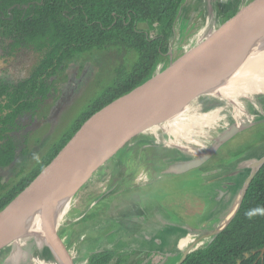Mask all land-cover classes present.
<instances>
[{
    "label": "rangeland",
    "instance_id": "rangeland-1",
    "mask_svg": "<svg viewBox=\"0 0 264 264\" xmlns=\"http://www.w3.org/2000/svg\"><path fill=\"white\" fill-rule=\"evenodd\" d=\"M257 2V0H185L177 16V23L175 21L176 25L170 41L172 61L181 56L183 52L188 51L198 44L209 32L218 29L223 23V14L232 9H236L235 14H238L239 10H249ZM80 55L81 57L75 58L66 70H62L61 74L55 77L47 105L42 106L40 111L32 119L29 116L24 119V121L26 119L27 121L31 120L33 124L24 130L25 132H22H33H31V134L29 133L27 137H24L25 140H19L20 142L17 144L16 160L11 167L0 168L1 187L18 182V180L32 171L39 161L45 155L47 156L49 154L51 147L63 135L68 133L67 131L72 128L81 113L88 109V107L114 83L117 78V73H115L117 69L124 68L125 71L129 70L137 60V54L134 51L115 46L99 51L84 52ZM39 58V55L26 51L18 55L16 59L8 65H6V62L0 61V82L18 83L25 79L30 75L33 66ZM169 62L170 59L161 57L156 62L151 77L163 71L168 66ZM79 66H82L83 69L78 70ZM73 85L74 87L72 89ZM238 95L239 93L200 97L193 102L194 104H190L188 112H186L183 117L177 118L169 124L162 125L161 128H155L156 130H149L153 135L148 133L139 134L124 142L104 162L92 170L89 179L77 191L71 207L58 226L59 234L61 231L63 233L64 229H67L68 232L78 229V215L82 209H86L89 205L90 201H88V199L92 200L89 195L91 191H93L95 195H99L100 198H103L106 195L104 193L108 191L112 185H116V182L119 185L118 188L128 200H135L138 198L139 201H143L151 208L154 206L161 207L165 203H168L172 208L175 207L174 203L176 202V198L179 197L180 199H184L182 200L184 201L183 205L182 202H180L181 200H178V205L181 208L178 209L176 213L178 217L182 218L181 220L185 225H190L191 223L194 225L199 224L200 226H205L203 228H207V230L214 229L218 226L225 218L221 215L220 205L214 207L212 203H206L205 207V205L201 203L200 207H198L196 201H193L195 194L191 192L185 194L187 190L190 191L192 188H200L201 182L195 179L196 176L189 179L191 174L180 176L160 175V170L157 171L154 169L156 165L150 166L149 163L144 161L143 155L147 160L150 158L152 159L154 150L150 149L161 148L160 154L163 156L164 153L170 156L168 155L171 154L170 151L175 150L185 160H188L203 152L215 136L228 125L237 121L247 120L248 116L252 114L264 115V106L262 105L264 94H252L246 95L245 97ZM256 100H258L257 102H259L260 105L256 103ZM236 102H239V107L242 106L241 109L237 110L238 107L234 104ZM249 104L253 107L250 108L248 106ZM205 114L212 115L213 118H211L208 123L212 121L214 123L205 127L194 126L188 131L189 134L186 132L181 133L168 130L176 123L182 125L191 124L192 121H196L197 125H199L201 121L198 117ZM263 130L264 125H260L240 132L219 148L216 152V156L212 158L214 161L210 160L211 162L203 167L206 166L207 169H209L214 162H218L219 159L222 161V157L229 156V159H234L240 153L242 154L245 151L250 152L264 147ZM152 144L154 146L153 148L151 147ZM256 155H258V153ZM6 193L7 188L5 187L0 191V198ZM177 194H183L184 197ZM108 196L110 197V193ZM174 196L175 198L168 199V197ZM217 196L221 198L218 192L216 193V197ZM235 201L236 199L232 201L226 212L232 210ZM113 202L114 201H110V207L106 209V214L109 213ZM226 203L225 199L223 204L225 205ZM203 205L204 207H201ZM224 207L225 206H222V209ZM124 209L126 211V216L123 217V222L129 218L135 219L137 208L132 207V205L127 202L124 204ZM172 214L173 208L169 211V216L173 217ZM172 219L174 220V218ZM206 219H208L207 221L209 224L204 221ZM106 220L101 221L100 224L105 225L108 223L104 227L110 229L111 220ZM125 222L127 223V221ZM108 232L109 231L106 232V235L101 237L102 244L106 245L111 243L113 236L112 234H107ZM194 239L195 237L192 236H186L181 239L178 244L179 250L185 249L193 243ZM207 239L208 237L203 239V244L206 243ZM118 240L119 241L115 243L113 242V244L117 245L119 248H125L129 242L128 237L124 238L121 236ZM22 243L23 245L20 248L27 253L26 257H23L21 251H18V253L8 258L7 255L10 251L8 247L0 251V264H33V258L31 259L29 255L31 248L34 249L33 244H31V242ZM70 244L71 241H69V243L63 241L65 249L69 251L68 254H70L73 249ZM84 244L86 243H80L78 247L83 248L87 246L90 250L99 248L96 243L93 245ZM84 254L88 256L87 253ZM118 254L122 255L121 257H128L129 255L127 251ZM180 256L181 255L178 253L176 257L169 258L165 264H175ZM162 258V260H166V257ZM139 260L140 259H137L135 262L137 263ZM78 264H83V262Z\"/></svg>",
    "mask_w": 264,
    "mask_h": 264
},
{
    "label": "water",
    "instance_id": "water-1",
    "mask_svg": "<svg viewBox=\"0 0 264 264\" xmlns=\"http://www.w3.org/2000/svg\"><path fill=\"white\" fill-rule=\"evenodd\" d=\"M257 1L251 9L239 10L174 61L170 48V62L163 71L91 115L50 163L0 211V251L9 247L8 258L18 251L26 257L27 253L20 247L22 242H31L34 249L31 248L29 255L33 264L35 261L74 264L58 232L59 208L70 202L71 207L73 197L92 170L124 142L171 123L177 119L179 110L200 97L212 96V92L238 75L249 57L264 52V0ZM247 73L249 75V71ZM247 73H243L242 80L247 79ZM260 94L264 91L256 95ZM260 125H264V115L252 114L247 120L234 122L219 132L199 155L167 163L162 174L181 175L199 169L237 134ZM226 164L229 173L241 174L231 198L226 199V208L221 209L224 220L214 229L191 228L195 239L181 251L175 264H182L190 251L203 244L204 238L213 240L234 218L252 179L264 164V147L245 151ZM219 189V193L224 194L223 188ZM235 199L232 210L226 212ZM259 251V259L263 260L264 247Z\"/></svg>",
    "mask_w": 264,
    "mask_h": 264
},
{
    "label": "trees",
    "instance_id": "trees-1",
    "mask_svg": "<svg viewBox=\"0 0 264 264\" xmlns=\"http://www.w3.org/2000/svg\"><path fill=\"white\" fill-rule=\"evenodd\" d=\"M184 1L0 0V41H11L10 51L33 44L36 49H44L45 52L30 78L12 87L0 85V101L5 102L0 109L10 111L0 119V139H5L0 145V167L8 166L14 158L15 145L7 136V132H10L7 126L14 127V119L19 114L36 109L44 99L46 79L53 74L48 72L50 67L58 66L62 60L76 53L112 45L122 46L137 54L132 68L118 72L114 83L81 113L68 133L54 144L39 165L0 199V211L50 163L91 115L149 79L161 57L169 59L173 28ZM30 2L37 3L26 11L16 8L11 10V14L6 11L13 5ZM235 12L236 9H232L223 14V23L232 19ZM43 75L45 77L42 79ZM173 128L176 130L175 126ZM160 150L157 148L154 155H158L156 162L166 160L162 166L184 159L175 150L170 151V156L166 153L161 155ZM262 247L264 164L252 179L234 218L213 240L190 251L182 264H264V255L263 260L259 259V249ZM121 256L114 250L92 252L88 256V264H128L130 253L128 257Z\"/></svg>",
    "mask_w": 264,
    "mask_h": 264
},
{
    "label": "crops",
    "instance_id": "crops-1",
    "mask_svg": "<svg viewBox=\"0 0 264 264\" xmlns=\"http://www.w3.org/2000/svg\"><path fill=\"white\" fill-rule=\"evenodd\" d=\"M211 118H213L212 115L208 114L200 115L198 117L201 122H208ZM212 123L214 122L212 121L211 124ZM174 126L176 127V130H172V127L168 130L181 133L186 132L187 134H189L188 131L191 130L194 126L197 127V125L193 123L182 125H180V123H176L173 125V127ZM150 135L153 134L150 133ZM151 147H154L153 144L151 145ZM148 160H151V158ZM221 160L222 161H220L219 159L218 162H214V164L211 165L209 169H207L206 166H202L201 169H198L199 172L196 175H191V177L189 178L192 179L193 176H196L195 179L201 182L199 189L192 188L190 189V191L187 190V192L185 193L187 194L191 192L195 194L196 198L194 197L193 201H196L198 207H200L201 203H203L205 207L206 203H212L214 207L216 205H220L221 210L222 206H224L223 202L225 201V199L229 200L236 188L235 185L236 182H238V180L240 179L241 173L238 175H234V173H232L231 171V173L228 172L229 169H225V165H227L226 163L230 161L229 156L222 157ZM164 161L166 162V160L156 162V168L163 170L166 166V164L162 166V163ZM209 162L205 165L209 164ZM160 173V175H163L162 171ZM118 186L119 185L117 182L116 185H112L108 189V191L104 193L106 195L103 198H100L99 195L96 196L94 192L91 191L89 195L90 199L92 200H90L89 205L86 207L87 209H82L80 211V214L78 215V229L72 232H68L67 229H64L63 233L62 231L60 232L59 235H62V239L64 242L69 243V241H71L70 246L73 249L70 254L72 256L73 263L78 264L80 262H83V264H88V256L90 255V253L105 250H114L117 254L127 251L131 255L128 264H165L169 258L176 257L178 253L181 255L182 250H179L180 248L178 246L181 239L186 236L195 237V233L194 231H191V228H200L199 224L194 225L193 223H191L190 225H185L181 220L182 218L177 216L176 212L181 208L178 205V200H181L180 202H182L183 205L184 201L182 200L184 199H180L179 197L175 199V207H172L173 217H170L169 211L172 208L168 205V203H165L161 207L154 206L151 208L143 201H139L138 198H136L135 200H128V198L124 196ZM219 188H223L224 194L219 193ZM217 192L218 194H221V198H219V196L216 197ZM109 193L110 197L108 196ZM177 195H181L182 197H184L183 194ZM169 198H175V196L168 197V199ZM110 201H114L115 203L113 202L109 213L106 214V209H109L110 207ZM127 202H129L132 207L137 208V215L135 216V219L129 218L127 220H124V222L127 221V223H124L122 221L123 217L126 216L124 204ZM204 205L201 207H204ZM172 218H174V220ZM106 219L111 220L110 229L108 227H104L108 223H106L105 225L100 224L101 221H104ZM207 220L208 219L204 221L209 223ZM107 231H109L107 234H112L113 238L111 243L105 245L102 244L101 237L106 235ZM114 236L116 240L114 239ZM121 236L124 238H129V242L127 246H125V248H119L117 245L113 244V242L115 243L116 241H119L118 239ZM83 242L86 243L84 245H93L96 243L97 247L99 248L90 250V248L87 246H84L83 248L78 247L79 244ZM84 253H87L88 256H85ZM162 257H166V260H162ZM137 259H140L138 263L135 262Z\"/></svg>",
    "mask_w": 264,
    "mask_h": 264
},
{
    "label": "flooded vegetation",
    "instance_id": "flooded-vegetation-1",
    "mask_svg": "<svg viewBox=\"0 0 264 264\" xmlns=\"http://www.w3.org/2000/svg\"><path fill=\"white\" fill-rule=\"evenodd\" d=\"M35 3H37V2H30V3H28V4H23V5H13V6H11V7H9L6 11L9 13V14H11V10H13V9H21L22 11H26V10H28L29 8H30V6L31 5H33V4H35ZM38 4H41V2H39ZM63 14L64 15H66V12L64 11L63 12ZM24 15V14H23ZM1 17H3V15L1 16ZM11 43V41H9V40H6V39H3V41H0V61H4V62H6L7 64L6 65H8V64H10L14 59H16V57L18 56V55H20L21 53H23V52H26V51H30V52H33V53H35L36 55H39V59L37 60V62H36V64L33 66V68H32V72L30 73V75L28 76V77H26L25 79H23V80H21V81H19L18 83H5V82H0V85H2V84H7V85H9L10 87H12V86H16V85H18L19 83H21V82H23V81H25L27 78H30V76L32 75V73L35 71V69L39 66V64H40V61L42 60V58L45 56V52L43 51V50H38V49H36V46L35 45H33V44H30V45H27V46H25V47H17V48H15L13 51H10V49H9V44ZM113 46V45H112ZM112 46H106L105 48H103V49H96V48H94V49H91V50H88V51H84V52H90V51H99V50H104V49H106V48H109V47H112ZM115 47H122V46H115ZM124 48V47H123ZM84 52H79V53H76V54H74L73 55V57H71V58H69V59H64V60H62L61 61V63L58 65V66H52V67H50L49 69H48V72H52L53 74L52 75H50V76H48V78L46 79V82H45V88L47 89V92L45 93V97H44V99L37 105V108L36 109H33V110H28V111H25V112H23V113H21V114H19L15 119H14V127H9V126H7V128L8 129H10V132H7V136L8 137H11V139H12V141H13V143H14V145H15V151H14V158H13V161L8 165V166H5V167H0V168H10L11 167V165L15 162V160H16V155H17V144L20 142L19 140L20 139H22V140H25V138L24 137H27V135L30 133L31 134V132H33V131H28V132H26V133H24L25 131L24 130H26L28 127H30L31 126V124H33V122L31 121V120H29V121H27V119L24 121V119L27 117V116H29L31 119L40 111V109L42 108V106H45V105H47V101H48V97L50 96V93H51V90H52V87H53V85H54V79H55V77L56 76H58L59 74H61V72H62V70H66V68L72 63V61L75 59V58H79V57H81V55L80 54H82V53H84ZM132 68V67H131ZM130 68V69H131ZM83 69V67L82 66H79V69L78 70H82ZM123 69V70H122ZM120 68V69H117V71L115 72V73H117V76H118V72H120L121 70L122 71H125V69L124 68ZM129 69V70H130ZM129 70H126V71H129ZM71 72V71H70ZM69 72V73H70ZM73 72V71H72ZM45 77V75H43L41 78L43 79ZM117 79V78H116ZM115 79V80H116ZM73 87H74V85L72 86V89H73ZM258 100H256V103L257 104H259V102H257ZM5 104V102H2V101H0V108L1 107H3V105ZM260 105V104H259ZM10 111H8V110H6L5 108H2V109H0V119H1V117H3V116H5L7 113H9ZM44 123V122H43ZM2 127V125L0 124V128ZM22 131H24V132H22ZM21 132V133H20ZM24 138V139H23ZM61 139V138H60ZM59 139V140H60ZM58 140V141H59ZM230 141V140H229ZM5 142V139L4 138H2V139H0V145L1 144H3ZM54 146V145H53ZM52 146V147H53ZM52 147H51V149H52ZM222 147V146H221ZM220 147V148H221ZM50 149V150H51ZM50 150H49V152H50ZM150 150H154V151H157V149H150ZM146 155V154H145ZM46 156V155H45ZM45 156L42 158V159H44L45 158ZM216 156V154L212 157V158H214ZM144 157V161L145 162H147V163H149L150 164V166L151 165H157V163H156V161H157V157H158V155H153L152 157V161L151 160H147V158L145 157V156H143ZM211 158V159H212ZM41 159V160H42ZM210 159V160H211ZM41 160L39 161V163L41 162ZM209 160V161H210ZM208 161V162H209ZM207 162V163H208ZM39 163L37 164V166L39 165ZM36 166V167H37ZM35 167V168H36ZM34 168V169H35ZM33 169V170H34ZM32 170V171H33ZM32 171H30L29 173H31ZM199 171H198V169H196V170H192V171H190V172H187V173H185V174H191V175H196L197 173H198ZM28 173V174H29ZM182 175V174H181ZM184 175V174H183ZM149 176V175H148ZM22 179V178H21ZM21 179L20 180H18V182H14L13 184H11V185H7V186H0V191L2 190V189H4L5 187L7 188V192H9L14 186H16V184H18L20 181H21ZM4 187V188H3ZM3 196H5V195H3ZM2 196V197H3ZM1 197V198H2ZM0 198V199H1Z\"/></svg>",
    "mask_w": 264,
    "mask_h": 264
},
{
    "label": "bare ground",
    "instance_id": "bare-ground-1",
    "mask_svg": "<svg viewBox=\"0 0 264 264\" xmlns=\"http://www.w3.org/2000/svg\"><path fill=\"white\" fill-rule=\"evenodd\" d=\"M247 71H249V75H248ZM245 72L247 73V77H246L247 79L246 80L245 79L242 80L241 77H244L242 75ZM252 77H253V79H252ZM261 91H264V52H262L259 56L255 55V56L249 57L244 62L243 66L239 69L238 75H234V77L231 78L224 85V87H222L218 91H214L212 93H213V95H216V96L217 95H224V94H238L239 93L238 96H244L245 97L246 95L248 96V95H252V94H257V93H259ZM240 93H244V94H240ZM234 104H235L236 107H238L237 110L242 108V106L239 107V105H238L239 103L238 102H236ZM188 108L189 107L186 106V107L182 108L181 110H179L176 113L177 116H175V117H177V118L183 117L185 115V113L188 112ZM260 108H261V106H260ZM240 115H242V114H240ZM215 122H216V120H215ZM192 123L197 125L196 121H194ZM200 124L197 125V126H204L205 127V126L211 125V123H208L206 121H202V122H200ZM216 124H218V123H216ZM146 177H145V179H146ZM147 181H149V180H147ZM94 186H96V185H94ZM92 198H94V197H92ZM75 200H77V199H75ZM88 201H90V200L88 199ZM70 203L67 204V205L62 206L61 208H59V210H58V213H59L58 214V219H59L58 221H59V223H61L63 221V218L66 216V214H67V212H68V210L70 208ZM79 206H81V205H79ZM37 263L38 264H42L41 262H36L35 261V264H37Z\"/></svg>",
    "mask_w": 264,
    "mask_h": 264
}]
</instances>
